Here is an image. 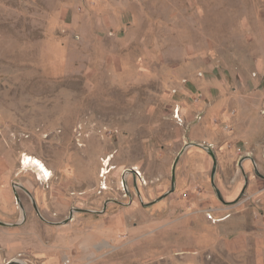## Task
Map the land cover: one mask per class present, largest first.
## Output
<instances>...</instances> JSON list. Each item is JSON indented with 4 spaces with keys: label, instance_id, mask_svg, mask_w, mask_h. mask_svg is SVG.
<instances>
[{
    "label": "rangeland",
    "instance_id": "obj_1",
    "mask_svg": "<svg viewBox=\"0 0 264 264\" xmlns=\"http://www.w3.org/2000/svg\"><path fill=\"white\" fill-rule=\"evenodd\" d=\"M4 183L33 193L0 195V264H41L31 232L72 238L48 264H239L210 245L264 216V0H0Z\"/></svg>",
    "mask_w": 264,
    "mask_h": 264
},
{
    "label": "crops",
    "instance_id": "obj_2",
    "mask_svg": "<svg viewBox=\"0 0 264 264\" xmlns=\"http://www.w3.org/2000/svg\"><path fill=\"white\" fill-rule=\"evenodd\" d=\"M244 167L248 166V163L243 164ZM16 184V185H15ZM22 187L26 189V194L31 199V193H33L32 189L33 186L30 184H24V183H4L3 185H0V188L2 190L0 191V195L4 197V195H8L10 191L15 196L17 194L16 187ZM18 199L20 200V196H18ZM34 203V202H32ZM3 213L6 214L8 217L10 215V211L7 209V211H4ZM232 217L229 219V233L221 234L216 233L214 235V238L211 242L210 249L215 252L223 251L225 253H228L230 256H236L240 257L241 259L239 261V264H264V216L257 212L255 209L250 208L246 212H238L236 215H231ZM230 217V216H229ZM229 217H223L219 218L218 224L224 225L223 223L227 218ZM228 222V221H226ZM6 227L13 229H18V224H21V222H3ZM17 223V224H16ZM26 227L23 226V228ZM68 229V228H67ZM66 230V229H64ZM26 234V233H25ZM33 235L37 236V241L41 242L43 246H40L37 242V246L35 248L33 247H22V252L25 253H31V255L35 256L41 264H48L47 263V257L51 254H48V249L51 250V248L57 247L56 244L62 243V238H64V244H66V248L68 247V244L71 243L72 238L70 236L58 234L53 243L50 245H46L44 243V240L41 236H39L37 233L31 232L27 235ZM7 241H13L16 240L15 235H18V232L15 231H9L7 234ZM22 238H24V235H22ZM62 239V240H61ZM74 240V239H73ZM24 241L22 240V244ZM62 243V244H63ZM190 254V253H188ZM248 259V260H247ZM246 260V261H245ZM246 262V263H245Z\"/></svg>",
    "mask_w": 264,
    "mask_h": 264
},
{
    "label": "bare ground",
    "instance_id": "obj_3",
    "mask_svg": "<svg viewBox=\"0 0 264 264\" xmlns=\"http://www.w3.org/2000/svg\"><path fill=\"white\" fill-rule=\"evenodd\" d=\"M22 168L35 170L40 180H48L53 174L52 171L38 158L24 154L22 157Z\"/></svg>",
    "mask_w": 264,
    "mask_h": 264
},
{
    "label": "water",
    "instance_id": "obj_4",
    "mask_svg": "<svg viewBox=\"0 0 264 264\" xmlns=\"http://www.w3.org/2000/svg\"><path fill=\"white\" fill-rule=\"evenodd\" d=\"M176 161H174V165H175ZM174 165H173V168H174ZM15 197H16V201L19 202V199H18V196L17 194H15ZM17 224V223H16ZM4 264H26L25 262L23 261H19L17 259H12Z\"/></svg>",
    "mask_w": 264,
    "mask_h": 264
},
{
    "label": "built area",
    "instance_id": "obj_5",
    "mask_svg": "<svg viewBox=\"0 0 264 264\" xmlns=\"http://www.w3.org/2000/svg\"><path fill=\"white\" fill-rule=\"evenodd\" d=\"M106 165H108V163H107ZM106 170H107V169H105V170L103 169V172H102L101 175H103L104 172H106ZM124 186H125V183L123 184V187H124ZM125 187H126V186H125ZM125 187H124V188H125ZM63 264H72V263H71L70 259L67 258V256H65V257L63 258Z\"/></svg>",
    "mask_w": 264,
    "mask_h": 264
}]
</instances>
